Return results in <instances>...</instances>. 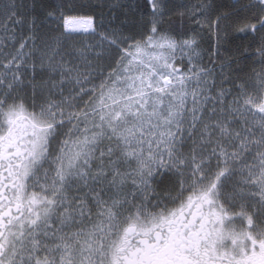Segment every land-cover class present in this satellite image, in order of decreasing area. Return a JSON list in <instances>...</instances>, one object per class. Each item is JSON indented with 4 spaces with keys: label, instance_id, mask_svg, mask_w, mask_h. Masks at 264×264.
Returning a JSON list of instances; mask_svg holds the SVG:
<instances>
[{
    "label": "snow or ice",
    "instance_id": "obj_1",
    "mask_svg": "<svg viewBox=\"0 0 264 264\" xmlns=\"http://www.w3.org/2000/svg\"><path fill=\"white\" fill-rule=\"evenodd\" d=\"M0 264H264V0H0Z\"/></svg>",
    "mask_w": 264,
    "mask_h": 264
},
{
    "label": "trees",
    "instance_id": "obj_2",
    "mask_svg": "<svg viewBox=\"0 0 264 264\" xmlns=\"http://www.w3.org/2000/svg\"><path fill=\"white\" fill-rule=\"evenodd\" d=\"M176 23H178V21H176Z\"/></svg>",
    "mask_w": 264,
    "mask_h": 264
}]
</instances>
